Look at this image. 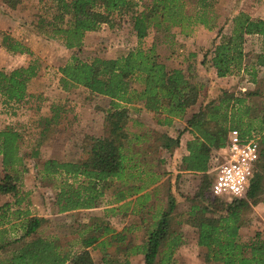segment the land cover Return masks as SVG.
Wrapping results in <instances>:
<instances>
[{"label":"trees","instance_id":"1","mask_svg":"<svg viewBox=\"0 0 264 264\" xmlns=\"http://www.w3.org/2000/svg\"><path fill=\"white\" fill-rule=\"evenodd\" d=\"M38 2L42 3L38 6L32 30L56 40L65 49L78 50L83 45L87 32L96 31L102 23L112 26L113 20L121 16H127L137 39V46L125 54L112 58L95 56L90 60H82L73 54L69 61L58 68L61 89L70 90L82 86L89 93L108 99L105 130L100 136L88 137L84 161L75 163L47 159L43 162L45 174H63L73 180L77 176L82 177L79 182L64 180L60 185L55 199L59 212L95 207L102 195L97 187L100 182L115 179L121 184L125 181L127 167L123 151L124 141L128 138L125 128L129 119L127 105L139 102L145 111L163 115L157 122L169 125L173 117L182 118L186 110L197 102L200 84L194 81L193 74L189 72L190 67H168L155 53L153 46H141L151 27L161 24H164L165 29L178 26L185 35L197 24L208 30L216 28L215 36L201 59V63H207L212 70L215 79L240 71L255 76V72H250V64L245 63L244 44L249 36L256 35L260 38L262 50L257 53L254 66L264 67V18L251 17L238 9L224 17L223 24L218 25V14L213 6L215 0H149L147 3H140L139 0ZM188 5H191V10H187ZM225 25H228L226 30ZM0 45L12 54L31 55L21 41L6 32L1 35ZM38 69L36 58L29 60L26 65L9 70L0 68L2 106L11 108L15 114V108L23 106L34 97L27 88ZM132 80L139 81L140 87L132 86ZM256 93L255 90L243 91L241 95L223 92L200 104L185 119V126L177 131L178 137L161 134L155 138L159 144L167 147L170 141L178 142L184 131L192 134V138L185 142L187 152L181 156L178 170L200 172L202 177L184 216L177 215L183 216V222L194 228L196 244L206 250L204 264H264V236L255 232L244 242L239 237L244 214L253 205L264 203V114L250 116V106L246 101L247 96ZM60 109L59 104L52 103L49 106V116L44 118L45 122L56 123ZM232 128L238 129L242 136L250 135L251 131L259 133V153L244 195L226 200L209 193L212 174L207 170L212 151L225 145L227 132ZM20 139L21 133L14 126L7 124L0 128V155L5 178H10L9 169L22 161L19 153ZM33 154L36 155L37 152ZM167 173V179L178 176ZM143 188L140 185L129 190L138 192ZM122 197L120 194L116 199ZM21 201L22 198L17 197L13 202L7 201L0 205V250L13 243L18 244L5 257L0 258V264L93 263L89 248L97 243L100 234L82 236L81 247L75 251L63 250L46 236L20 243L35 233L44 220L41 216L31 214L27 208H21ZM174 205L171 199L143 243L124 248L122 260L118 261L115 256L104 253L101 264H129L128 256L138 253L143 255V264H178L173 253L177 246L184 243V239L181 232L170 228ZM13 216L15 220H12ZM10 233H14L13 236Z\"/></svg>","mask_w":264,"mask_h":264},{"label":"rangeland","instance_id":"2","mask_svg":"<svg viewBox=\"0 0 264 264\" xmlns=\"http://www.w3.org/2000/svg\"><path fill=\"white\" fill-rule=\"evenodd\" d=\"M148 1L139 0L140 3ZM41 3L38 0H0V40L2 33L6 32L21 41L31 52V55L12 54L0 45V68L9 70L26 65L34 58L39 64L38 73L29 81L27 88L34 97L23 106L15 108V114L11 108L0 104V128L10 124L21 133L19 153L22 157L19 164L9 169L10 175L14 173L9 175L10 178L3 177L4 171L0 166V205L21 197L19 205L21 208H27L31 214L44 218L38 230L20 243L38 236H46L53 239L63 250L75 251L81 247L82 236L100 234L97 243L89 248L92 264H101L100 260L104 253L113 255L120 261L127 245L132 246L145 241L156 219L173 199L175 205L170 228L181 232L184 239V243L175 248L173 257L178 264H204L206 250L196 244L194 228L183 222L184 212L192 203L191 198L201 180L200 172H189V175L184 177L180 176V173H175L178 174L175 179L165 178L152 191L146 189L144 193L147 192V197L142 193L143 195L140 194L134 199L135 203L132 199L126 203H119V200H126L128 195L133 194L127 189L125 193L128 194H124L123 189L122 191L118 189L117 182H100L97 187L102 195L95 207L68 212L58 211L55 199L62 182L64 180L79 182L82 177L77 176L73 180L63 174H45L43 162L47 159L75 163L84 161L87 156L88 137L100 136L103 133L108 116L107 98L91 94L82 86L70 90L61 89L58 83L60 76L58 68L69 61L73 54L82 60H90L95 56L112 58L125 54L137 46V39L127 16H121L113 20L112 26L102 23L96 31L87 32L83 45L78 50L65 49L56 40L32 30ZM213 6L218 14V25L223 24L224 17L230 16L238 9L250 14L251 17L264 18V0H215ZM187 7V10H191V5ZM227 28L228 25H225L224 29ZM163 29L164 24L151 27L141 46L143 48L153 46L155 53L168 67L178 66L184 69L190 67L189 72L193 74L194 81L200 84L197 102L191 110H197L200 104L216 98L223 92L241 95L243 91L255 90L256 95L246 97L250 106V116L264 114V67L254 66L257 53L262 50L258 36L248 37L244 44L245 63L250 64V72H255V76L240 71L231 76L215 79L212 70L207 63L202 64L201 59L209 48L212 37L215 36L216 28L208 30L197 24L186 35L180 32L178 26ZM131 84L136 88L140 87L137 80H132ZM52 103L59 104L61 111L56 123L47 124L44 118L49 116V106ZM139 105V102L127 105L129 119L125 127L128 132L125 145L130 140V135L136 133L142 135L146 131L150 135L148 141L151 145L156 137L167 134L166 132H173V136L178 137L180 124L167 129L156 124L154 126V120L162 118L163 115L138 111V108H141ZM187 113H190V110ZM179 119L178 122H181L184 116ZM35 151L36 155L33 154ZM161 154L150 150L147 159L151 162ZM119 192H123V197L118 200L116 198L120 197ZM12 220H15L14 216ZM255 232H260L264 236L263 202L253 205L244 214L239 228L240 240L247 241ZM13 234L10 233V236ZM120 235L122 238L119 239ZM17 245L13 243L0 250V258L5 257L10 249ZM128 259L129 264H143L141 253L130 254Z\"/></svg>","mask_w":264,"mask_h":264},{"label":"crops","instance_id":"3","mask_svg":"<svg viewBox=\"0 0 264 264\" xmlns=\"http://www.w3.org/2000/svg\"><path fill=\"white\" fill-rule=\"evenodd\" d=\"M139 107L141 108H138V111L142 110V112L148 113L142 108V104H140ZM191 107H189L186 110V115H184V119H182L181 122H178L180 120L179 118H174L172 119L171 124L168 125L157 122V119H155L154 126L157 125L163 129H167V128H171L173 125L180 124V127L182 129L185 126V122H184L185 119L189 117V115L192 112L196 111V110H191ZM188 110H190V113H187ZM166 133L169 137L175 138L173 136V132H166ZM142 135L141 133L132 134L130 135V140L126 142L123 151L126 154L125 165L127 167L125 171L126 174L124 177L125 181L121 182V185L120 182L115 179H106L102 181V182L106 181L108 183L117 182L118 189L120 191H122L123 189L124 194H128L125 193V189H127V191L130 192L129 191L130 188H134L140 185L144 187L141 191H138L137 193L134 190H131L130 193H132L133 195H128L129 197H126L127 198L126 200L124 199L119 200L120 201L119 203H123V202L126 203V201H128L129 199H132L133 202L135 203L134 199L140 194L144 193L146 189L152 191V189H154L162 180L168 177L169 173H165L164 171L172 172L173 174L180 173V176L182 177L189 175L188 174L189 172L178 170V164L181 156L187 152L185 148V142L192 138V134L190 132L184 131L183 133H181L178 142L173 141L174 144H171L172 141H170L167 147H163L161 144H159V141H155V139L153 140V143L151 145V143L148 141L150 135L147 131L145 132V134ZM141 144L144 145L141 146ZM155 146L156 149L154 148ZM150 150L152 151L154 150L162 154L157 156L150 162V160L147 159ZM0 166L2 167L1 157H0ZM164 167L167 168L164 169ZM123 192H119V193L123 196ZM144 196L147 197V195Z\"/></svg>","mask_w":264,"mask_h":264},{"label":"built area","instance_id":"4","mask_svg":"<svg viewBox=\"0 0 264 264\" xmlns=\"http://www.w3.org/2000/svg\"><path fill=\"white\" fill-rule=\"evenodd\" d=\"M259 138L257 132L242 136L236 128L228 130L225 145L214 150L208 162L211 195L226 200L244 195L258 158Z\"/></svg>","mask_w":264,"mask_h":264}]
</instances>
